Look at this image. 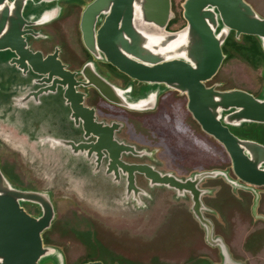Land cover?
<instances>
[{"label": "water", "instance_id": "obj_1", "mask_svg": "<svg viewBox=\"0 0 264 264\" xmlns=\"http://www.w3.org/2000/svg\"><path fill=\"white\" fill-rule=\"evenodd\" d=\"M179 5L185 23L167 30L171 0H0V264L61 260L43 238L53 224L119 240L137 221L150 239L189 225L212 264H250L237 251L257 226L236 246L220 225L245 223L236 188L264 184V143L241 132L264 123V77L254 95L214 76L230 32L264 51V15L247 0ZM107 182L117 191L91 203Z\"/></svg>", "mask_w": 264, "mask_h": 264}, {"label": "flooded vegetation", "instance_id": "obj_2", "mask_svg": "<svg viewBox=\"0 0 264 264\" xmlns=\"http://www.w3.org/2000/svg\"><path fill=\"white\" fill-rule=\"evenodd\" d=\"M171 1L175 15L170 19L166 29L176 30L184 25L185 20L181 15V7L179 5L181 0L178 2L176 0ZM247 1L253 4L251 0ZM77 40L80 43L84 58L91 57L90 53L82 45L79 33H77ZM222 51L224 57L214 76V80L221 83L219 87L228 89L240 88L251 93L257 92L262 87L264 77V51L258 37L250 33L236 35L232 31L222 44ZM69 53L72 57L80 58L79 53L72 48H70ZM227 64H237L239 71L230 70V74L223 76L221 71ZM105 65L116 75H123L114 66L108 63H105ZM248 127L249 129H242V134L248 137H256L259 142L264 143V129L259 127L254 129L253 124ZM262 165H264V162ZM236 190L244 201V209L241 213L245 216L249 226L256 227L257 223H262L260 227L254 229L253 235L249 237L246 243L248 248L260 250L264 246V209L261 205L264 201V184L245 183L236 188ZM254 197L260 198L256 208V216L252 215L249 208H247V202ZM188 229H181V239L177 241L175 239L170 244H164L161 248L149 249L146 252L127 248L112 239H108L92 226L81 228L69 224H53L51 229L45 232L44 241L63 250L67 264H79L89 260H101L104 264H210L203 254H198L193 249H190L187 254L180 252L174 258H169L166 255L168 250L177 249L183 243L182 240L190 235V232H188L190 229Z\"/></svg>", "mask_w": 264, "mask_h": 264}, {"label": "rangeland", "instance_id": "obj_3", "mask_svg": "<svg viewBox=\"0 0 264 264\" xmlns=\"http://www.w3.org/2000/svg\"><path fill=\"white\" fill-rule=\"evenodd\" d=\"M176 1L178 2L180 0H176ZM251 2H253L252 5L255 8V10L259 14L264 15V0H251ZM230 70L239 71V69L237 68V64H227V65H225L223 67L222 71H221V74L223 76L224 75H228V74H230ZM262 72H263V70H262ZM260 90H261V88H259V90L257 92H255V93H253V94L254 95H258ZM184 119L188 123V125L191 127L189 129V132L191 134H193L192 133L193 121L191 120L190 117H188V115L186 113L184 114ZM180 123H181V120H180ZM253 126H255L254 129L258 128V127L260 129H264V123H262V124L261 123L253 124ZM234 131H237V130L234 129ZM171 135L174 138H176V141L173 140V141H175L174 143H176L178 141V138H177L178 134L176 132L175 133L173 132V134H171ZM209 142L211 144L210 147L215 149V151L222 152L221 146L219 144H217L214 140L210 139ZM168 159L170 160V163H171V158L170 157H166V160H168ZM103 181L99 178V182L103 183ZM106 184L108 185L107 188L98 187V188H93V189H87L86 194L89 195L90 198H94V199H89V201L91 203H93V201L97 203V201L101 198V194L103 195L104 192L105 193L106 192L107 193H113V192L117 191L116 187L112 186V184H110L109 182H107ZM158 188L164 189L163 187H158ZM100 191H101V194H100ZM259 199H260L259 197L258 198L254 197V198H250L249 199L250 201L247 202L248 203L247 208H249L250 212L254 216L257 215L256 208H257V205H258V203L260 201ZM261 205H262V208L264 209V201H263V204H261ZM25 206L27 207V204ZM184 206H186V203H184ZM180 213H181V211H178V212L175 211L174 214L177 215V214H180ZM154 220H158V219H154ZM255 221H257V219H255ZM136 224H138V226H131V227L126 226L124 228H121L120 229V236H119L120 238H119V240L112 239V238L111 239L116 241V242H118V243H120L121 245H123V246H125L127 248L139 249V250H142V251L146 252V250L155 249V248H161L162 246H164V244H170L171 242H174L175 239H176V241L178 239H181L182 237H180V232H181V229L184 227L185 229H187V228L190 229V231H188V232H190V235L182 240L183 241V243H182L183 245L181 244V245H179V247L177 249H173V250H168L167 251L166 255L169 258H174V256H178L180 254V252L187 254V252H189L190 249H193L198 254L201 253V255L202 254L203 255H209L214 260H219L220 259L219 255H218L217 248L207 245L202 239L199 240L200 239V233L195 232L194 229H192V227H188L189 225L187 226V225L183 224L182 226H180L179 227L180 231H178V233L173 234L174 236L172 238H170V239L169 238L168 239H164L163 236H161V234L160 235H156L155 237L150 239L149 238L150 231H151L150 228H152V227L151 226L150 227H148V226L145 227L147 222L144 223V222L137 221ZM230 224H231V221L228 222V224L227 223H222V225H220V230L225 232V234L227 236V239L231 240L232 244H235L236 246H240L242 241H244V237H245L244 233L246 231H248V229L251 228V227L249 226L248 222H246V220H245V223L242 222V225L239 228H234ZM126 225H128V223H126ZM261 225H262V223H257V227H260ZM252 230H253V228H252ZM253 231H255V230H253ZM166 237H169V236H166ZM180 242H181V240H180ZM245 247H247V245ZM256 250H253V249H250V248L247 247V250L245 249L244 252H243V250H242V252L241 251H237V254L241 255V257L244 256L245 260H247L250 264H264V246L260 250H258L257 252L254 253V251H256ZM229 251H230V255H231L230 257H232V251H231L230 248H229ZM60 252H58L59 253L58 255L61 256V260H57L56 259V254L54 253V254H51V255L47 256L48 257L47 260H43V262L46 261L48 264H67V260H66V257H65V254H64L63 250H60Z\"/></svg>", "mask_w": 264, "mask_h": 264}, {"label": "trees", "instance_id": "obj_4", "mask_svg": "<svg viewBox=\"0 0 264 264\" xmlns=\"http://www.w3.org/2000/svg\"><path fill=\"white\" fill-rule=\"evenodd\" d=\"M248 129H249V127H248ZM230 198V200L231 199H233L234 200V203H233V207H235V208H237V209H241V211L244 209V201L242 200V199H240V198H237V197H232V196H230L229 197ZM46 232V231H45ZM45 232L43 233V238H44V234H45ZM253 232V231H252ZM252 232H251V234L248 236V238L246 239V241L249 239V237L251 236V235H253L252 234ZM254 233V232H253ZM46 243H48V242H46ZM247 243V242H246ZM205 257V256H204ZM206 258V257H205ZM208 261H209V263L210 264H212L211 262H210V260L208 259V258H206Z\"/></svg>", "mask_w": 264, "mask_h": 264}]
</instances>
